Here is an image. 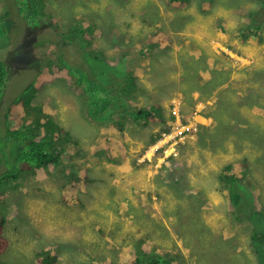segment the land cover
<instances>
[{"label": "rangeland", "instance_id": "374dc122", "mask_svg": "<svg viewBox=\"0 0 264 264\" xmlns=\"http://www.w3.org/2000/svg\"><path fill=\"white\" fill-rule=\"evenodd\" d=\"M42 2L37 23H28L19 6L29 11L32 0H0V60L10 69L0 99V128L5 127L6 111L11 128L22 127L20 105L11 107V102L36 79L39 63L33 53L60 49L67 63L103 80L101 62H91L81 49L80 36L67 33L74 16L85 14L96 16L93 40L98 53L106 56L103 61L119 72L132 71L136 86L145 90L126 101L138 106L155 102L166 109V117L173 112L176 119L172 131L141 155L162 122H126L125 134L116 127L99 128L83 117V100L76 96L81 90L68 78L44 79L47 83L38 88L36 100L50 101L55 117L78 144L69 145L54 175H29L20 190L8 191L2 205L11 204L4 235L12 264H35L41 256L55 257L51 264H124L142 237L149 249L160 244L158 251L169 252L179 264H222L225 255L228 260L233 255L235 264H255L252 254L242 257L249 252L248 232L236 222V208L217 187L225 164H246L253 205H264V4ZM261 32L263 40L258 41ZM41 40L46 43H37ZM183 63L192 69L186 83L181 78ZM223 71V81L212 79L215 88L210 91V73ZM181 110L187 123L181 120ZM100 132H111L121 146L127 145L121 151L126 160L115 163L91 152ZM114 157L121 158L120 150ZM85 177L90 181L82 183ZM225 231L236 235V250L231 248L233 237L224 240L227 251L216 240Z\"/></svg>", "mask_w": 264, "mask_h": 264}, {"label": "trees", "instance_id": "16d2710c", "mask_svg": "<svg viewBox=\"0 0 264 264\" xmlns=\"http://www.w3.org/2000/svg\"><path fill=\"white\" fill-rule=\"evenodd\" d=\"M119 1L127 2L128 0ZM187 1L169 0V2L174 4H181ZM255 1L264 4V0ZM42 5V0H32L29 11L23 5L19 6V11L24 15L23 18L28 23H37L40 16L38 7H42ZM226 6L230 7L231 5L226 3ZM262 9L264 10V5ZM7 14L8 11L4 16H7ZM85 16L87 17L80 18L75 15L74 22L72 21L73 23H71L67 33H76L80 36L81 49L91 62H101V65L105 68V70H102L104 73L103 80L91 75L82 67L67 63L64 59V52L60 49H56V51L50 49L48 52H38V54L33 53L32 58L39 63L36 79L30 81L11 102V107L20 105V114L23 119L22 127L11 128L10 124L6 122L11 114L7 111L3 114V118L5 117L6 120L5 127L0 128V162L4 166V169L0 171V264H12L7 254L9 239L4 235L11 204L9 203L7 207L2 205L5 197L8 199V191L20 190L23 186L22 179L29 175H54L58 171L57 169L60 168L65 155L67 157L66 153H68L69 145L71 143L74 145L78 144L69 129L65 128L55 117L54 108L48 104L50 101L46 103L36 100L38 88L43 83H47L44 79L51 82L56 76L60 79L62 77L68 78L75 88L81 90L80 97L75 95L83 100L84 104L82 103L80 108L83 117L99 128L103 127L110 130L112 127H116L120 134H125L126 122H130L132 125L147 124L151 121L162 122L164 126L159 131L152 133L150 139L145 143V147L140 153L141 155L146 151L147 147L160 140L164 133L172 131V124L176 119L175 113L171 112L166 117V109L160 104L153 102L138 106L135 101L130 99H128L129 103L126 101L127 98L136 99L138 93L141 90L142 92L145 90L136 86L135 76L132 71L119 72L113 65L103 61L106 56L98 53L93 40L96 16L93 14H85ZM49 17L58 24L51 13ZM256 28L260 27L256 25ZM169 34L167 35L169 36ZM256 39L262 41L263 33L257 34ZM37 43L44 44L46 42L41 40ZM51 46L56 48L55 44ZM145 46L151 47V45L147 44ZM183 65L184 71L181 74V78L183 83H186L189 79L188 77L192 74V69L187 63H183ZM45 69L48 70L47 74L43 73ZM9 70L8 64L0 60V93L6 88ZM210 76L211 79L207 81V85L209 89H214L215 86L211 85L210 81L212 79L223 81L221 78L224 77V71L220 75L219 73H210ZM203 87L205 88V84ZM194 89L199 90L200 85H196ZM181 90L184 91V87ZM3 94L4 92L0 95L1 100ZM46 104L49 107L45 108ZM181 112V120L183 123H187L188 119L182 110ZM188 132H193V129H188ZM100 133V136L92 142L91 152L100 158L108 156L109 160H114L113 162L115 163H121L122 160H126L127 154L121 153V151L126 150L127 145L121 146L119 138L111 132ZM105 136L107 137L104 138ZM11 148H13V152ZM116 150H120L121 158L114 157ZM247 170V165L244 164L243 166L240 162L236 163L235 161L225 164L218 174L219 185L217 190L221 191L224 198L228 199L236 208V211H233L234 218L238 224H242L243 227L241 228L248 232L249 242L247 245L249 252L243 253L242 257L246 258L247 254H252L255 264H264V205L261 207L253 205L252 187L249 188L246 182ZM84 181L87 183L90 180L85 177L82 183ZM249 204H251L250 207L248 206ZM195 232L198 234L202 230L195 229ZM205 235H209V233L205 232ZM227 236L233 237L225 231L222 236L216 239L222 243L223 251L228 250V245L224 242ZM236 243L235 235L231 248L235 246L236 250ZM158 245L160 244L155 245L153 250L149 249L150 244L142 237L135 242L134 253L127 256L124 264H179L175 263L169 252H159L160 247ZM54 260L55 257L52 260L49 257L47 259V256H41L39 259L37 258L35 264H51ZM104 264H106V261ZM222 264H235L233 255L231 260H228L225 255Z\"/></svg>", "mask_w": 264, "mask_h": 264}, {"label": "bare ground", "instance_id": "6f19581e", "mask_svg": "<svg viewBox=\"0 0 264 264\" xmlns=\"http://www.w3.org/2000/svg\"><path fill=\"white\" fill-rule=\"evenodd\" d=\"M130 107V106H129ZM115 114V113H114ZM9 214V213H8Z\"/></svg>", "mask_w": 264, "mask_h": 264}]
</instances>
